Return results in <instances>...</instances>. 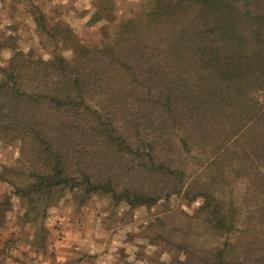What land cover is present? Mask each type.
Wrapping results in <instances>:
<instances>
[{
    "label": "trees",
    "instance_id": "trees-1",
    "mask_svg": "<svg viewBox=\"0 0 264 264\" xmlns=\"http://www.w3.org/2000/svg\"><path fill=\"white\" fill-rule=\"evenodd\" d=\"M158 1L90 51L75 41L74 61L16 53L0 65V141H22L27 177L17 192L82 188L131 207L200 197L199 215L226 236L180 264H264V8ZM231 174L247 179L243 200Z\"/></svg>",
    "mask_w": 264,
    "mask_h": 264
},
{
    "label": "rangeland",
    "instance_id": "rangeland-1",
    "mask_svg": "<svg viewBox=\"0 0 264 264\" xmlns=\"http://www.w3.org/2000/svg\"><path fill=\"white\" fill-rule=\"evenodd\" d=\"M251 6L261 10L264 0ZM158 7V0H0V65L8 67L16 53L74 61L75 41L90 51L112 40L123 21ZM40 14L49 28L73 29L74 41L43 30ZM21 158V140L0 141V255L11 251L10 264H180L190 249L226 236L199 215L200 197L173 194L131 207L111 194L56 188L31 199L16 189L27 180ZM200 159L206 165L204 156L194 158L190 172H199ZM246 181L231 174L229 195L243 200ZM249 195L253 202L254 192Z\"/></svg>",
    "mask_w": 264,
    "mask_h": 264
},
{
    "label": "built area",
    "instance_id": "built-area-1",
    "mask_svg": "<svg viewBox=\"0 0 264 264\" xmlns=\"http://www.w3.org/2000/svg\"><path fill=\"white\" fill-rule=\"evenodd\" d=\"M11 251L5 252L4 254L0 255V264H10L13 260L10 255Z\"/></svg>",
    "mask_w": 264,
    "mask_h": 264
}]
</instances>
